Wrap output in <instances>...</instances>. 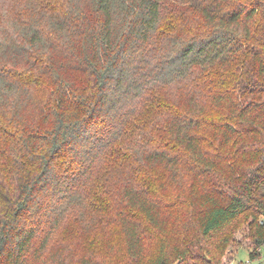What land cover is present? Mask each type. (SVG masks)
<instances>
[{
	"label": "trees",
	"instance_id": "1",
	"mask_svg": "<svg viewBox=\"0 0 264 264\" xmlns=\"http://www.w3.org/2000/svg\"><path fill=\"white\" fill-rule=\"evenodd\" d=\"M38 4L0 40V264H116L113 226L119 264H218L213 241L226 247L246 217L256 259L264 0ZM180 204L179 246L166 214Z\"/></svg>",
	"mask_w": 264,
	"mask_h": 264
},
{
	"label": "rangeland",
	"instance_id": "2",
	"mask_svg": "<svg viewBox=\"0 0 264 264\" xmlns=\"http://www.w3.org/2000/svg\"><path fill=\"white\" fill-rule=\"evenodd\" d=\"M39 0H2L0 2V40L7 41L12 45V39L18 40L20 38L19 30L17 28L16 22L19 23H27L32 22L33 20H37L34 17H39L41 14L42 8L39 7L38 4ZM51 1V0H48ZM58 7H61L58 10L65 9L66 6V0H56ZM181 2H184V0H178ZM203 1H209V0H192V4L196 6H201ZM84 5V4H82ZM20 60V59H19ZM3 63H6L8 65H13L14 61H12L9 57H5L1 60ZM21 60L17 63L15 62V65H23L21 63ZM14 65V66H15ZM199 86V83L194 81L193 83L185 86L182 90L179 92H189L190 90L196 89ZM189 89V91H187ZM175 95H178L177 93ZM34 104L31 105V108L27 110V115L31 116L34 115L37 112V105H35V100H33ZM37 103V102H36ZM118 177V176H117ZM113 182V178L111 179V187L112 189L120 188L123 184V178L124 176H120V179ZM169 193H174L173 189L169 190ZM186 206H182V204L173 207L171 210V214L167 213L169 219V230H168V236L169 240L180 244H183V240L186 239L187 236L183 235L184 229L180 228V220L182 222V219H185L184 215V208ZM179 229V230H178ZM102 234V233H101ZM101 234L99 235L98 239L101 238ZM74 235V234H73ZM108 236L111 239V246L113 251L112 255L115 259V263L119 264L120 262H123L125 259V253L123 249V236L121 233H119V229L117 226H113V228H110L108 231ZM252 236V219L250 217H246L244 222L241 224L237 230L232 233V235L229 238V242L227 243V246L223 245V241H220V239L213 241L216 245L213 246L211 250H214L215 253L219 255V263L218 264H264V248H261L258 251V255L256 259L252 258V253L255 250V246L253 244V241L251 239ZM223 239V238H221ZM79 239L75 238V241L77 242ZM109 240V238H108ZM155 239L149 240L146 242V251L148 253H155L157 250V242H154ZM86 243V240H85ZM186 246V244H185ZM222 247V248H220ZM106 250L107 247H106ZM115 251V252H114ZM109 252V251H108ZM206 259H208L206 257ZM212 261V264H217L213 259H210Z\"/></svg>",
	"mask_w": 264,
	"mask_h": 264
}]
</instances>
